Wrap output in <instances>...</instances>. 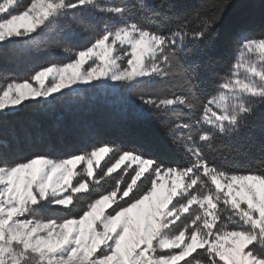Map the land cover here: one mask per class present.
I'll return each mask as SVG.
<instances>
[{
  "label": "snow or ice",
  "instance_id": "6c2138e0",
  "mask_svg": "<svg viewBox=\"0 0 264 264\" xmlns=\"http://www.w3.org/2000/svg\"><path fill=\"white\" fill-rule=\"evenodd\" d=\"M229 7L210 0L179 16L163 0H0V58L53 34L89 37L4 77L0 123L24 101L95 81L121 89L180 157L113 142L20 156L0 141V264H264V139L237 163L264 121V32L239 30L223 72L200 59Z\"/></svg>",
  "mask_w": 264,
  "mask_h": 264
},
{
  "label": "trees",
  "instance_id": "16d2710c",
  "mask_svg": "<svg viewBox=\"0 0 264 264\" xmlns=\"http://www.w3.org/2000/svg\"><path fill=\"white\" fill-rule=\"evenodd\" d=\"M163 2L165 5H175L169 15L183 16L193 7H199L210 0ZM243 28L250 29L257 36L264 32V0H230L223 22L202 47L201 62H210L216 71H225L226 62L232 55L233 37ZM88 38L87 34H82L75 40H68L53 34L45 38L39 48L9 53L0 58V81L4 77L24 78L49 61L64 60L66 57L61 50L63 46L79 45ZM132 99H136L135 94ZM48 101L47 104L31 102L20 111L3 116L0 141L10 145L13 152L20 156H28L37 150L63 155L78 152L99 142H113L125 148L146 144L151 147L153 155L167 164L180 160L156 122L146 115L140 116L119 88L109 90L99 86L87 87ZM262 128L264 121L257 117L250 125L251 140L247 134L243 138L244 146L241 155L237 157L240 166L247 165L250 157L260 156L264 139Z\"/></svg>",
  "mask_w": 264,
  "mask_h": 264
},
{
  "label": "rangeland",
  "instance_id": "374dc122",
  "mask_svg": "<svg viewBox=\"0 0 264 264\" xmlns=\"http://www.w3.org/2000/svg\"><path fill=\"white\" fill-rule=\"evenodd\" d=\"M29 83H31L32 84V86L33 87H39V82H33V81H29ZM48 83V80L46 79L45 80V84H47ZM92 84H96V86H99V83L98 82H92ZM92 84H81V85H79V87H78V89L77 90H80V89H82V88H87V87H93L92 86ZM73 87H76V86H73ZM100 88H102V89H109V90H117L118 88H114V87H109V86H107V85H105V86H103V87H101V86H99ZM25 91H28L27 89L25 90ZM62 91H68L67 89H64V90H62ZM54 96H60V94L59 93H55V94H53ZM42 98H35L34 100H31V101H24L23 103H22V105H20L19 107H20V109L21 108H23L24 107V105L25 104H28V103H31V102H36L37 100H41ZM48 100H51L52 99V97H48L47 98ZM105 160L107 159V157H105L104 158ZM104 161H101V164L103 163ZM126 165H123L121 168H123V167H125ZM118 170H120V169H118ZM117 170V171H118ZM166 180H167V178H166ZM160 183H165V181H160ZM171 182L170 181H168L167 182V184H166V187L168 186V184H170ZM108 210H110V209H108Z\"/></svg>",
  "mask_w": 264,
  "mask_h": 264
},
{
  "label": "bare ground",
  "instance_id": "6f19581e",
  "mask_svg": "<svg viewBox=\"0 0 264 264\" xmlns=\"http://www.w3.org/2000/svg\"><path fill=\"white\" fill-rule=\"evenodd\" d=\"M8 118V117H7ZM14 125H16V124H14ZM20 126V125H19ZM21 129H22V127H21ZM23 131V130H22Z\"/></svg>",
  "mask_w": 264,
  "mask_h": 264
}]
</instances>
